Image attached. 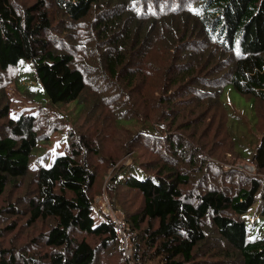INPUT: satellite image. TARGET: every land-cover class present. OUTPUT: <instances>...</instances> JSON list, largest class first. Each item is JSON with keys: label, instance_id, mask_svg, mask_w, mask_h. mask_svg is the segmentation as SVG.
I'll return each instance as SVG.
<instances>
[{"label": "trees", "instance_id": "1", "mask_svg": "<svg viewBox=\"0 0 264 264\" xmlns=\"http://www.w3.org/2000/svg\"><path fill=\"white\" fill-rule=\"evenodd\" d=\"M21 59L34 62L37 80L52 104L76 101L84 110L88 101L82 96L90 89L93 108L103 111H98L97 121L110 127L139 119L146 126L124 144L136 141L164 163H156L154 173L136 164L122 165L110 176V188L126 185L143 196L141 209L126 215L129 245L130 231L156 220L158 225L145 231L163 264H264V237H252L243 217L259 200L264 205V183L246 174L239 181L247 184L232 192L221 182L236 173L239 177L241 171L221 168L213 174L224 178L213 181L217 186L204 194L190 192L183 187L206 173L208 161L199 151H187L189 142L180 140L185 136L171 130L194 110L187 107L189 99L182 97L186 94L207 102L198 117L206 116L213 126L217 122L209 111L217 104L233 128L220 98L228 86L253 98L255 111L264 106V0H34L27 7L0 0V70L15 68ZM144 95L147 105L138 103ZM149 105L163 109L151 123ZM0 108V121L6 119L11 132L0 130L2 194L8 182L29 173L35 147L48 141L57 126L44 115L9 118V105ZM165 115L172 116L166 123ZM260 119L255 117L256 129H262L256 149L239 132L229 140L223 126L217 132L224 138L216 145L239 154L238 148L251 149L253 163L264 169ZM39 121L47 125L42 133ZM98 128L107 126L99 124L88 138L82 133L79 144L73 142L68 153L37 170L30 223L53 221L41 236L47 255L37 258L0 248V264H99L102 252L112 245L120 243L126 251L112 216L97 221L94 213L97 171L84 155L98 151ZM112 136L120 150L122 131L114 130ZM250 140L254 142L255 135ZM79 233L98 236L100 243L92 244ZM147 254L136 247L131 257L136 264H146Z\"/></svg>", "mask_w": 264, "mask_h": 264}, {"label": "rangeland", "instance_id": "2", "mask_svg": "<svg viewBox=\"0 0 264 264\" xmlns=\"http://www.w3.org/2000/svg\"><path fill=\"white\" fill-rule=\"evenodd\" d=\"M15 1L27 7L34 0ZM80 58L84 60L83 56H80ZM75 63L76 66L81 67L80 62ZM151 79H153V76H151ZM159 94L160 92H156L154 95ZM227 94L230 97L226 100ZM182 97L189 99L187 107H193L194 110L185 116L183 122L178 120L171 127V130L185 136V138H180V140L189 142L184 147L187 151H199L201 157L205 156L206 158L204 159L208 161L205 168L206 173L204 175L199 173L193 184L184 186L183 188L191 189L190 192L194 194H204L207 189L219 184L213 181L224 179L223 177L219 178L213 175L218 173L221 168H236L241 171L239 177H237L239 173H236L233 179L230 177V179L221 182L225 188L228 187L227 189L232 192L247 184V182L239 181L246 174L250 177H256L264 183V169H259L251 159V149H256L259 144L258 141L260 142L262 137L260 133L262 129L260 127L259 131L256 129L255 117L258 115L264 125L262 121V118H264V106H258V109L255 111L253 98L246 97L228 86L223 97L221 96L220 98L226 103L224 108L230 114L229 122L233 129L229 125L227 126L229 119L226 114L224 115L221 112L219 105L216 104L209 111V113L214 115V119L217 122L213 126V122H210L206 116L198 117V109L205 108L204 104L207 103L205 100L197 101V98L189 94ZM82 100L88 101V106L84 110H81V104H78L76 101L52 104L44 88L37 80L35 64L32 60L21 59L19 65L15 68L5 71L0 70V107L9 105V118L17 119L21 114H32L38 117L44 115L52 125L57 126V129L52 132L48 141H40L35 147L29 173L22 178L8 182L5 191L0 194V248H13L20 254L25 251L28 255H34L37 258L47 255L48 248L42 243L41 236L49 230L53 221L51 219H40L30 223L31 211L29 201L31 198L37 196V170L41 166H50L56 156L68 153L73 142L79 144V135L83 133L88 138L87 134H90L92 129L96 128L99 124H103L107 128H98L95 145L98 151H94L93 154L87 153L86 156L84 155L85 160L89 162L92 168H96L97 171L96 183L93 188L96 219L97 221H101L107 214L112 216V218L115 216L123 218L126 222L127 216L129 217L131 213L141 209L143 205L142 194L126 185L110 188V176L116 167L118 168V166L122 165L136 164L146 172L154 173L156 169L153 167L158 166L156 163H160L161 165L164 163L159 160V156L151 154L148 149L140 146L138 143L136 144V141L127 145L124 144L125 139L129 138L131 140L133 135L146 128V126L138 119L119 124L113 122L109 127L102 121H97L99 116L98 111L101 114L103 111L99 107L98 110L93 108L95 101L90 89L85 90ZM145 101L144 95L141 100L139 99L138 103L147 105ZM162 111L161 107L149 105L147 110L149 123L158 120ZM102 116L105 117V114ZM171 117L165 115L162 118H165L166 123L169 119L171 120ZM202 119L206 120L203 121ZM6 123V119L0 121V130L3 134L11 133ZM220 126H223V129H228L229 140H234V137L238 135L237 132L241 133L244 136L243 141L249 143L251 149L238 148L239 154L237 149L236 151H225L223 147H218L216 145L217 140L224 138L218 135L219 131L217 132V128ZM101 127L103 126L101 125ZM156 127L160 128V124H156ZM38 128L42 133L47 128V125L39 121ZM114 130L122 131L121 142H123V147L120 150H116L120 142L115 141V138L112 136ZM127 134L128 137L126 138ZM254 135L255 140L251 142L250 139ZM190 142H193V148L190 146ZM157 144L160 148L162 147V143ZM171 155L172 152H170L169 156ZM211 175L217 178L207 182ZM263 211V200H259L243 216L252 237H264ZM149 225L156 227L158 222L156 220L146 221L142 223L141 228L135 230L132 228L133 231H130L132 234V246L128 244L127 251L123 250L120 243L110 246L102 252L99 264H136L131 257L135 255L136 247L140 250L141 255L144 250L148 252L144 256V258H147L146 264H163L161 256H156L154 249L147 243L148 233L145 230ZM78 235L81 238L85 237L92 244L100 243V237L98 236L85 235L83 233H79ZM138 259H140V256H138Z\"/></svg>", "mask_w": 264, "mask_h": 264}, {"label": "built area", "instance_id": "3", "mask_svg": "<svg viewBox=\"0 0 264 264\" xmlns=\"http://www.w3.org/2000/svg\"><path fill=\"white\" fill-rule=\"evenodd\" d=\"M112 219L115 223L116 232L121 237L123 244L127 251L129 235L127 233L126 222L123 218H119L116 216L113 217Z\"/></svg>", "mask_w": 264, "mask_h": 264}]
</instances>
